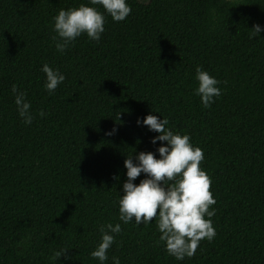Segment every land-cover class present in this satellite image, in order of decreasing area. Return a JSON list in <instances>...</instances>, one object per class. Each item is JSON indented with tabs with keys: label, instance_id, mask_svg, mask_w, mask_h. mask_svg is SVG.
Instances as JSON below:
<instances>
[{
	"label": "trees",
	"instance_id": "trees-1",
	"mask_svg": "<svg viewBox=\"0 0 264 264\" xmlns=\"http://www.w3.org/2000/svg\"><path fill=\"white\" fill-rule=\"evenodd\" d=\"M126 2L123 21L105 13L99 42L82 34L60 53L52 18L87 0H0V264H52L61 249L55 264H99L90 253L104 223L121 224L105 264H264V31L251 29L264 26V0ZM45 63L65 77L52 93ZM197 65L220 82L208 108L193 92ZM150 111L203 150L215 199L216 235L183 260L166 252L155 219H118L125 156H158L166 143L137 125Z\"/></svg>",
	"mask_w": 264,
	"mask_h": 264
},
{
	"label": "clouds",
	"instance_id": "clouds-1",
	"mask_svg": "<svg viewBox=\"0 0 264 264\" xmlns=\"http://www.w3.org/2000/svg\"><path fill=\"white\" fill-rule=\"evenodd\" d=\"M96 5L104 10L101 12ZM131 12L126 0H87L75 7L61 8L53 19L52 37L56 51L63 53L74 40L85 34L90 40L99 42L104 32L105 13L113 21H123ZM253 37L264 31V26L253 24ZM41 71L45 74L44 88L48 93L55 91L65 79L58 69L43 64ZM194 78L197 86L193 92L199 97L204 108L221 95L217 86L220 82L207 71L195 66ZM11 93L18 116L25 124H31L33 113L31 105L23 90L18 91L12 85ZM150 111L142 119L137 118V125L147 126L149 131L157 135L150 138L152 144L160 143L154 155L151 151L136 152L125 156L123 166L126 169L125 179L121 184L118 204L119 221L137 226L149 224L156 220L159 241L164 243L166 252L176 260L192 257L203 239L211 241L216 235L211 217L215 214V199L210 192V178L201 169L200 162L204 159L203 150L190 143L188 134L172 130L167 118L152 114ZM43 117L45 112L36 113ZM112 129L106 133L111 135ZM145 174L139 183L133 181ZM100 239L90 255L105 264L109 259L107 250L114 243L115 234L121 232L120 223H104L98 226ZM66 249L56 252L50 260L55 264L58 257L65 255ZM65 258L67 256L65 255ZM112 264H120L117 257H112Z\"/></svg>",
	"mask_w": 264,
	"mask_h": 264
},
{
	"label": "rangeland",
	"instance_id": "rangeland-1",
	"mask_svg": "<svg viewBox=\"0 0 264 264\" xmlns=\"http://www.w3.org/2000/svg\"><path fill=\"white\" fill-rule=\"evenodd\" d=\"M141 1H143V2H147L148 0H141Z\"/></svg>",
	"mask_w": 264,
	"mask_h": 264
}]
</instances>
